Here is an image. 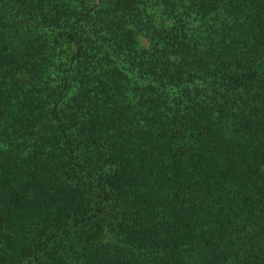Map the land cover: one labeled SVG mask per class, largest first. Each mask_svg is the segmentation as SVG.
I'll use <instances>...</instances> for the list:
<instances>
[{"label":"trees","instance_id":"1","mask_svg":"<svg viewBox=\"0 0 264 264\" xmlns=\"http://www.w3.org/2000/svg\"><path fill=\"white\" fill-rule=\"evenodd\" d=\"M0 264H264V0H0Z\"/></svg>","mask_w":264,"mask_h":264}]
</instances>
